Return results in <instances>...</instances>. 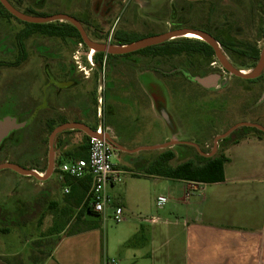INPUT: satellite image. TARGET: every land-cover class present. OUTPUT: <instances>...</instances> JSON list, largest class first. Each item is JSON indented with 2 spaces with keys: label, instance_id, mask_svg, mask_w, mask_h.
Instances as JSON below:
<instances>
[{
  "label": "rangeland",
  "instance_id": "1",
  "mask_svg": "<svg viewBox=\"0 0 264 264\" xmlns=\"http://www.w3.org/2000/svg\"><path fill=\"white\" fill-rule=\"evenodd\" d=\"M8 1L22 13H36L41 9L48 13L76 15L79 8L86 6L88 13L86 17L83 16L86 34L90 39L104 44H111L113 34L118 30L128 31L132 28V22L126 16L130 0ZM229 4L226 3V6ZM181 6V3L173 4L169 15L165 16V12H162L161 16L174 18L177 25L190 28L197 22L188 15V11H181ZM119 16L121 20L118 21ZM62 22L66 21H54V24L61 25ZM34 24L8 15L0 5V60L10 56L7 52H1V47L11 45V40L8 43L6 38L18 33L24 34L23 41L28 47L27 55L19 65L0 66V119L11 115L19 121L27 122L24 127L12 131L0 144V164L9 161L26 168L39 167L40 159L45 154L48 165L49 124L56 123L59 118L80 116L85 111L92 114L94 111L98 124L111 126L116 135L117 130L113 125L122 123L123 117L129 118L137 130L127 133L128 141L156 145L167 142L168 136L172 140L195 142L206 153L213 150L215 138L231 126L240 122H254L264 126V105L256 104L260 89L250 83L235 84L232 81L235 76L225 72L216 63L217 58L197 53L172 57L141 53L112 57L101 66L95 62L94 56L91 57L87 44L81 43L78 37H52L43 34L38 28L34 38L26 36L27 32L37 27ZM15 53L4 60L19 58L20 52ZM234 67L243 71L254 68ZM181 68L190 70L193 76L209 72L205 76L218 74L221 78L217 87L209 90L187 79L182 72L173 71ZM155 69L163 70L166 74ZM86 78H90L89 81H85ZM225 81L229 82V86L223 87L222 82ZM247 86L255 92H244ZM100 96L102 103L99 102ZM160 108L168 112L169 122L158 126L152 123V115L148 114L151 112L153 116L161 118ZM189 147L188 144L170 147L177 153L172 163L177 164L193 156L196 148ZM222 149L220 140L214 155ZM128 155L121 152V158L115 156L113 161L120 168L126 165L140 173L139 167L127 163L125 157ZM54 172L43 181V187H38L12 169L0 170V196H5V199L0 200L1 215L7 214L9 207L21 209L23 213L26 204L33 203L36 197L44 194L54 196L53 201L50 200L52 203L44 206L25 228L9 225L10 233H0V251L19 249L21 244L27 243L26 258L33 256L40 259L58 241L60 232L71 221L77 220L75 215L60 211L72 190L66 176L62 178L64 182H60L57 171ZM19 178H22L21 182H18ZM32 180L39 183L35 178ZM143 183L146 181L136 175L123 174V181L111 194L117 196L119 201L126 194L133 198ZM65 187L69 189L68 193L64 192ZM164 188V192H159L165 199L163 205H154L148 201L145 207L123 211L125 219L121 222L114 220V208L107 206L106 217L101 220L100 226L104 245L107 243L104 260L107 264H129L128 257H139L143 250H148L151 223L168 227L169 223L177 221L182 224L185 218L189 219L191 210L181 203V198L172 204L165 194L170 188ZM182 191L177 190V197H182ZM55 202L59 206L50 209ZM113 202L116 207L118 201L115 199ZM151 218H155V221L149 220ZM2 223L0 220V227ZM52 226L57 227L54 235L50 234ZM136 227L137 230H134ZM130 233L136 234L125 243ZM5 241L7 244L4 245Z\"/></svg>",
  "mask_w": 264,
  "mask_h": 264
},
{
  "label": "crops",
  "instance_id": "2",
  "mask_svg": "<svg viewBox=\"0 0 264 264\" xmlns=\"http://www.w3.org/2000/svg\"><path fill=\"white\" fill-rule=\"evenodd\" d=\"M89 79L86 78L85 81ZM143 89L145 90V87ZM90 102L92 103V100ZM148 104L151 106L150 103ZM148 115H152L149 118L155 125L161 126L167 122L162 116L157 118L151 112ZM62 119L67 120L66 122H82L92 129H97L100 125L94 118V111L93 114L85 111L80 116L59 118L56 122L57 126L62 124L60 123ZM121 121L122 123L113 125L117 130V135L111 126L107 127L112 129L114 138L125 148L135 150L139 147L155 146L141 144L138 141H128L127 133L137 130L136 126H133L134 124H131L127 117L121 118ZM170 139L167 136L166 140ZM88 141L89 136L78 129H68L58 134L55 149L56 160L60 161L59 165L81 159L80 154L82 153L87 155L88 150L82 153L76 152L82 146L88 147ZM162 150L118 151L116 156L121 158V152L128 153L129 155L125 157L127 163L141 170L140 173H136L131 167L123 165L124 174L136 175L146 183L138 187L139 192L133 198L126 194L119 201L117 196H112L111 192L118 184L109 186L107 193L114 198L113 201L115 199L118 201L117 206L122 207L125 212L128 209L145 207L148 201L156 205L157 198L162 196L159 192H164V187L169 186L168 192L165 191L168 200L176 204L181 198V203L191 210L190 217L185 218L182 224H178L177 221L169 223L168 227L151 223L152 231L148 232L150 248L143 250L139 257H128V263L264 264V134H248L224 148L223 153L229 158L225 164V180L216 183L190 182L148 174L147 167L160 155ZM40 160V166L36 167V170L45 167V154ZM56 175L60 182H64L59 170ZM25 177L29 183L38 187L45 185L41 180L37 179L39 183L36 184L32 180L34 178ZM21 181L22 178H19L18 182ZM177 190H183L180 193L182 197L181 195L177 197ZM37 198H46L48 205L53 201L54 196L44 194L34 200ZM1 199H5V196H0ZM92 209L94 212H84L81 220L71 221L60 232V238L50 251L44 254V257L26 258L27 243H23L19 249L0 251V264H107L104 261L107 243L105 246L100 227L101 220L105 219L107 213L106 211L99 213L94 208ZM74 210L77 212L81 210V207H75ZM6 211L9 218L15 215L17 220L22 214L21 209L12 207ZM0 220L3 221L1 218ZM7 221L5 220L6 223ZM29 222L25 225L16 224L14 227L25 228ZM134 230H137V227ZM10 232L11 228L7 233L2 234ZM135 234H128L129 237L124 242L127 243ZM5 244H7L6 241Z\"/></svg>",
  "mask_w": 264,
  "mask_h": 264
},
{
  "label": "flooded vegetation",
  "instance_id": "3",
  "mask_svg": "<svg viewBox=\"0 0 264 264\" xmlns=\"http://www.w3.org/2000/svg\"><path fill=\"white\" fill-rule=\"evenodd\" d=\"M130 2L131 4L128 6V10L126 9L128 14H126V16H129L127 19L132 22V28H130L128 31H124L128 34L135 35L139 38H147L178 29L199 30L208 33L215 39L218 47L225 55L226 60L232 66H253L255 68L261 61L262 53L264 51V0H130ZM176 3H181V11H188V15L196 20L197 23L192 25V27L190 28H184L177 25V21L174 20V18H163V16H161L162 12H165V16H167L166 14L170 13L172 5ZM226 3L230 4L226 6ZM38 6L41 7L42 4H38ZM14 7L17 8V6ZM79 9V13L77 12L76 15H70L78 19L83 27H86L85 19H83V16H87V7L83 6V8L81 7ZM226 9H228L229 11L226 12ZM23 12H25V14L33 16L54 15V13L44 12L41 9L36 13H33L31 11ZM10 16L20 19L12 13ZM119 20H121V16H119L118 21ZM66 23L71 22L66 21ZM134 27H136V29ZM36 29L37 28L30 30L25 35H30L31 38H34L35 36H37ZM42 33L44 34V32ZM49 35L52 37H71L58 36L53 34ZM23 36L24 34L22 35L18 33L12 37L6 38L8 43L11 40V43H9L11 45H9V47H1V52H7L10 56L5 57L4 59L10 58L11 56L15 55V52L17 51L20 52V54L19 58H16L14 60H0V66H17L22 62V60L25 59L28 47H26V44L23 41ZM179 36L180 38L190 37L189 39L194 40L197 49L194 53L206 55V52H212V57L217 58L215 48L210 43L205 41V38L202 35L188 33ZM12 40L15 41V43L12 42ZM42 49H44V47ZM95 53L96 49L90 48L91 57L94 56ZM216 63H219L223 67L218 58ZM223 69L225 72L227 71L228 73H230L225 68ZM155 71L166 74L165 71L160 69H155ZM173 71L182 72L189 78L195 77L192 75L190 70L185 68H181V70L174 69ZM208 73L201 74V77L207 75ZM231 75L235 76L232 81L235 84L238 83L237 85L245 82L258 87L261 92L257 97L256 104L264 105V70L259 76L251 79L241 78L234 74ZM238 78H241L243 80H240ZM228 83V81H225V84H222L223 87L229 86ZM244 92L252 94L255 92V90L252 88H245Z\"/></svg>",
  "mask_w": 264,
  "mask_h": 264
},
{
  "label": "trees",
  "instance_id": "4",
  "mask_svg": "<svg viewBox=\"0 0 264 264\" xmlns=\"http://www.w3.org/2000/svg\"><path fill=\"white\" fill-rule=\"evenodd\" d=\"M1 7L11 15V13L1 4ZM63 23V22H62ZM37 26L40 31L44 33H49L53 35L58 36H71V37H78L80 42H83V39L81 37V34L76 26H74L71 23L64 22L62 25L54 24V22H48V23H37L34 24ZM113 40H111V44H117V45H123V44H130L132 42L144 39L139 38L135 35L128 34L124 31H117L113 34ZM196 44L194 43V40L187 38H175L168 40L164 42L163 44L150 46L147 48H143L140 50H137L135 52L129 53V54H123V55H113L108 54L105 52H96L94 54L95 62L99 63L101 66H103L104 62L106 64L107 60L112 57H120V56H131L132 54H153L155 56H182L184 54H191L196 52ZM206 56L212 57V52H206ZM187 79L194 81L196 84L200 85L198 82H196L192 77L189 78L186 75H184ZM201 76V74H200ZM240 80H243L241 78H238ZM203 87V86H202ZM205 88V87H204ZM247 89L250 87L247 86ZM208 89V88H206ZM97 101V100H96ZM67 120L62 119L60 123H65ZM57 126L56 123L49 124V135L51 131ZM255 133V134H264V131L259 130L255 127H240L236 130H234L229 136L221 140V146H223V149L220 153L213 155V156H204L200 154V152L195 149L194 146H190L195 149V154L193 156H190L177 164H173L172 162L177 157V153L173 148H166L163 149L160 153V155L149 164L146 171L148 174L157 175L160 177L165 178H173V179H180V180H186L190 182H198V183H216V182H222L225 180V164L229 161V158L225 156L223 153L224 148H226L230 143H234L238 141L240 138L245 137L248 134ZM49 141V137L47 138V143ZM189 147V148H190ZM87 148V149H86ZM201 150L206 152L203 147H201ZM85 150H88V147L82 146L78 148V151L76 153H82ZM80 158L87 159L88 154L84 155V153L80 154ZM60 161L56 160V166L55 171L58 170V165ZM32 169H37L36 167H30ZM47 168V164L44 168H42L41 172H44ZM65 179L69 186H71V192L65 199V206L60 211L64 214H72V216L75 215L77 217V220L79 221L83 217L84 212L93 213V209L90 203V198L88 196L89 190L91 188V176H86L82 179H75L69 175H65ZM52 203V202H51ZM49 203L48 205H50ZM44 206H47L46 198H37L34 200L33 203L26 204L24 212L21 214L20 217H18V220L14 216H10L7 214L1 215L0 218L3 220L2 226L0 227V233H7L9 231V225L15 226L18 225H25L27 222L32 220L34 217L40 213L42 208ZM59 206L57 202L53 204L50 209H55ZM81 207V210L75 212L74 208ZM75 212V214H74ZM16 219V220H15ZM5 220H8L7 223ZM8 222H11L8 224ZM7 224V226H5ZM56 226L55 228L52 226L50 229V234L56 233Z\"/></svg>",
  "mask_w": 264,
  "mask_h": 264
},
{
  "label": "water",
  "instance_id": "5",
  "mask_svg": "<svg viewBox=\"0 0 264 264\" xmlns=\"http://www.w3.org/2000/svg\"><path fill=\"white\" fill-rule=\"evenodd\" d=\"M0 2L9 12H11L13 15H15L16 17L24 21H28L32 23H48V22H52L56 20H66V21L73 23L78 28L79 32L81 33V37L83 41L85 42V44H87L89 48L95 47L98 52H105V53L113 54V55L129 54V53L135 52L143 48L161 44L171 39L179 38L180 37L179 35L183 33H196V34L202 35L205 38V41L210 43L215 48L217 58L222 63L223 68L228 70L231 74H234L241 78L251 79V78H256L257 76H259L264 70V51L262 53V58H261L259 65L253 68L252 74H247L245 71L237 69L234 66H232L230 63H228L225 55L223 54L222 50L218 47L215 39L211 37L208 33H205L203 31L194 30V29H178V30L158 34L155 36L147 37V38L132 42L130 44H123V45L104 44V43L96 42L90 39L87 36L86 31L83 25L80 23V21H78V19H76L75 17L71 15L59 13V14H54L50 16H33V15H28V14L20 12L14 6H12V4L8 0H0ZM220 78L221 76L218 74H211V75L202 76V77L195 76L193 79L205 88L215 89L218 85V81L220 80ZM101 81H103V75H101ZM223 84H225V82H223ZM99 102L102 103L101 96L99 98ZM101 108H102V104H100V111H101ZM159 112L161 116L164 117L167 122H169L168 112L162 109L161 111L159 110ZM26 124L27 122L19 121L17 117H14L11 115L5 116L4 118L0 119V144L5 139V137H7L12 131L22 128ZM244 126L255 127L259 130L264 131V126H262L261 124L254 123V122H240L234 126H231L224 133L218 135L214 140L213 150L210 153H206L202 151L199 145L195 142H188V141H182V140H176V139L169 140L163 144H159L155 146H145V147L136 148L135 150H130V149L125 148L122 144H120L114 138V136L108 132L99 133L96 129H92L88 125L82 122H65V123H62L56 126L49 135L48 165L43 174L40 173L36 169L26 168V167H23L21 165H18L12 162H4L0 164V170L8 168V169H12L18 172L21 175L32 176L41 181L48 179L54 173L55 166H56V149H55L56 137L58 134L68 129L82 130L89 137L105 138L114 146L116 151L136 152L142 149H166V148H170L172 146L179 145V144H189V145L194 146L200 152V154L210 157L215 154L220 140L229 136L234 130L240 127H244Z\"/></svg>",
  "mask_w": 264,
  "mask_h": 264
},
{
  "label": "built area",
  "instance_id": "6",
  "mask_svg": "<svg viewBox=\"0 0 264 264\" xmlns=\"http://www.w3.org/2000/svg\"><path fill=\"white\" fill-rule=\"evenodd\" d=\"M80 67L84 69L82 66ZM96 130L99 133L108 132L114 135L110 127H102L101 124ZM117 152L114 146L105 138L89 137L88 158L64 162L58 166V170L63 176L69 175L75 179L91 176L92 183L88 196L92 208L96 212L103 213L110 205L114 208V220L121 222L125 219L123 208L120 206L114 207L113 198L107 193L109 186H115L123 181L124 170L113 161ZM65 192L68 193L69 189L66 188ZM164 203L165 199L159 196L157 204L161 206ZM149 220L154 222L155 218Z\"/></svg>",
  "mask_w": 264,
  "mask_h": 264
},
{
  "label": "bare ground",
  "instance_id": "7",
  "mask_svg": "<svg viewBox=\"0 0 264 264\" xmlns=\"http://www.w3.org/2000/svg\"><path fill=\"white\" fill-rule=\"evenodd\" d=\"M183 34H188V33H183ZM192 34H195L196 35V33H192ZM182 35V34H181ZM91 48H95V47H91ZM96 49V48H95ZM96 52H97V49H96ZM247 74H252L253 73V69H250V70H248V71H245Z\"/></svg>",
  "mask_w": 264,
  "mask_h": 264
}]
</instances>
